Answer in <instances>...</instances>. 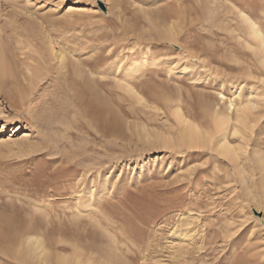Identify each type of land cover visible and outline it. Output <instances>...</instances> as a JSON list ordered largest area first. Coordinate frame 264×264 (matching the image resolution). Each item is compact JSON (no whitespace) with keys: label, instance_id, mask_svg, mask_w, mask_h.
Instances as JSON below:
<instances>
[{"label":"rangeland","instance_id":"1","mask_svg":"<svg viewBox=\"0 0 264 264\" xmlns=\"http://www.w3.org/2000/svg\"><path fill=\"white\" fill-rule=\"evenodd\" d=\"M10 1L0 3V264H22L13 255L31 231L49 258L26 264L114 246L128 264H264V65L239 15L264 32V0ZM177 107L201 129L193 147L179 139ZM236 108L246 137L227 135L229 159L203 137L214 111L234 120ZM188 220L187 246L173 232Z\"/></svg>","mask_w":264,"mask_h":264},{"label":"bare ground","instance_id":"2","mask_svg":"<svg viewBox=\"0 0 264 264\" xmlns=\"http://www.w3.org/2000/svg\"><path fill=\"white\" fill-rule=\"evenodd\" d=\"M2 5L4 6H9V4L11 3L10 0H3L2 2H0ZM13 3V2H12ZM12 6V5H11ZM15 7V6H14ZM240 17H241V24L244 26V29L247 31V36L248 37H251L250 39H252V42L254 43V51L256 50V53L258 52V55H259V61L262 65H264V32H263V29L262 27L257 23L255 22L252 18H250L247 14H244V13H240L239 14ZM146 18V17H145ZM51 47V51H52V57L53 59H56L57 60V64L59 66V68L63 71H67V59H65V56L61 53V52H57V51H54V47H52V45H50ZM1 51V50H0ZM3 70H2V66H0V92L2 93L4 90V88L2 86H4L3 84ZM66 73V72H65ZM5 79V78H4ZM39 79V77H38ZM31 81V86H34L35 87V84L32 83V79L30 80ZM29 81V82H30ZM5 82V81H4ZM21 83V82H20ZM29 84V83H27ZM38 85V84H37ZM36 85V86H37ZM129 85V84H128ZM38 87V86H37ZM21 88V87H20ZM29 88V87H28ZM23 90V89H22ZM34 90V88H33ZM32 90V91H33ZM31 91V89L29 90ZM31 91V92H32ZM11 92V91H10ZM0 93V95H1ZM24 93V92H22ZM33 93V92H32ZM4 94V93H2ZM8 94V93H7ZM26 93H24V96H25ZM29 94V93H28ZM80 94V93H79ZM96 96L99 97L98 94L95 93ZM239 95V94H238ZM10 96V95H9ZM7 97L5 99H7V102H8V105L9 107H13L15 106V103L17 100H14V99H10V97ZM22 96V95H20ZM19 96V99H20V102L25 100V97H20ZM29 97V96H28ZM100 97H102V95H100ZM99 97V98H100ZM30 98V97H29ZM99 98H97V100H99ZM17 99V98H16ZM23 99V100H22ZM39 99V98H38ZM44 100V99H43ZM101 100V99H100ZM103 100V99H102ZM101 100V101H102ZM28 101V99H27ZM42 101V100H41ZM100 101V102H101ZM25 101L22 102V104L24 103ZM28 104V103H27ZM24 105V104H23ZM41 105V104H40ZM45 105V104H44ZM246 107L245 109L248 110V108H252L255 106V103L252 102V101H249L247 104H245ZM32 106V105H31ZM39 106V104H38ZM42 106V105H41ZM241 106V105H240ZM40 107V106H39ZM229 109H233L234 107V104L233 102L230 101L229 103ZM255 108V107H254ZM42 110V109H41ZM229 111V110H228ZM46 112V111H44ZM236 112H237V116L235 117V119L233 120V118L230 116V114H222V113H219L217 111H214V127H213V130H211L210 132H207V134H204V139H208V144H210L213 141H215V144L217 145V152L226 157V158H229V159H232L233 158V155L234 153L237 151L236 147L232 146V144L228 141L227 139V135L231 133V135L233 136H238L241 137V139H244L246 136H245V133L243 131V128L247 127L245 126V121L243 120L242 116L243 113H245L244 110H240L238 108H236ZM38 114V113H37ZM44 115V114H43ZM246 115V114H245ZM48 116V115H47ZM174 116L176 118V121H178L181 129H180V132H179V139L181 140V142L183 144H186L187 146H195L197 143H200L201 142V129L193 122H190V120H188L181 112V110L177 107L175 108L174 110ZM46 117V116H45ZM16 119V118H15ZM10 120V119H8ZM7 120V122H8ZM47 120V119H46ZM44 121V120H43ZM44 124V123H43ZM243 124V128L240 127V125ZM212 129V128H211ZM103 131V130H102ZM101 131V132H102ZM104 132V131H103ZM104 134V133H103ZM212 139V140H211ZM206 144V143H204ZM213 144V143H212ZM204 146V145H203ZM262 158V157H260ZM186 215V214H185ZM75 216V215H74ZM79 216V215H78ZM188 216V214H187ZM192 221V220H191ZM1 222V221H0ZM6 223V222H5ZM9 223V222H8ZM7 224V223H6ZM5 224V226H6ZM100 224V223H99ZM192 224V227L191 226H188ZM11 225V224H10ZM101 225V224H100ZM183 225V224H182ZM184 226L183 228H176V232L174 231L173 233L174 234H178L177 235V238L174 239V240H177L179 241V243H183L184 241L187 243V246L188 244H192L195 239H196V236L197 234H194V223L193 221L190 222L189 220L184 222ZM0 227H4V223L3 224H0ZM9 227V226H8ZM15 227V226H14ZM7 228V226H6ZM13 228V227H12ZM8 229V228H7ZM2 231L4 230V228L1 229ZM11 230V229H9ZM8 232V230H6ZM28 231V230H27ZM6 232V233H7ZM11 232V231H10ZM24 232V231H23ZM30 232V231H28ZM34 232V231H33ZM193 232V233H192ZM198 232V231H197ZM31 234L29 235H24L25 238H22L24 240H22L20 238V240H22L20 242V249H18V251L16 252V254H19V255H13L16 259H18L17 257H19V260L27 263H30L32 262V260L34 261V259L36 261H42L44 258H49L48 257V251L45 250V246H44V241L43 239L40 237V236H35V235H32V231L30 232ZM4 234H5V230H4ZM3 234V236H4ZM9 234V233H8ZM7 235V234H5ZM126 235V234H125ZM11 238V235H9ZM18 236V235H17ZM128 236V235H127ZM175 236V235H174ZM6 237V236H5ZM4 237V238H5ZM113 237V236H112ZM173 237V236H172ZM7 238V237H6ZM7 238V239H9ZM131 238V237H130ZM6 239V240H7ZM14 239V238H13ZM122 239H125L126 241L127 240V237L125 236L124 238ZM129 239V237H128ZM114 242H116L117 244V239L115 241V239H113ZM130 240V239H129ZM5 241V240H4ZM15 242L18 243L17 239L15 240ZM113 242V241H112ZM14 244V243H13ZM12 244V245H13ZM50 244V243H49ZM115 245V244H114ZM136 245V244H135ZM139 245V243H138ZM19 246V244H18ZM118 246V245H117ZM180 246V245H179ZM179 246H178V249H179ZM113 248V246L111 247ZM125 248V246H124ZM77 249V248H76ZM86 249V248H85ZM128 249V248H127ZM126 249V250H127ZM136 249V248H135ZM143 249V248H142ZM83 250V249H81ZM80 250V251H81ZM88 250L87 252H80L79 250H76L73 254H72V260L69 259V257L67 258L66 256H63V255H60L58 256L54 263L53 264H128L125 262V260H123V257H122V249L120 247H115L114 246V249L112 251H110V254L109 256H106L105 254L104 255H100L99 256H94L92 250H89V249H86ZM138 250V249H136ZM139 251V250H138ZM137 251V252H138ZM7 253V252H6ZM185 253V252H184ZM8 254V253H7ZM6 254V255H7ZM53 254V253H52ZM57 256V255H56ZM144 256V255H143ZM55 257V256H54ZM133 257V256H132ZM51 258V256H50ZM53 258V257H52ZM134 259V257H133ZM132 259V260H133ZM18 260V261H19ZM54 259H52L53 261ZM131 260V261H132ZM20 261V262H21ZM44 261V260H43ZM48 261V260H47ZM23 262H21L23 264ZM38 263V262H37ZM48 263V262H47ZM133 263H134V260H133ZM144 263V262H142ZM146 263V261H145ZM41 264V263H40Z\"/></svg>","mask_w":264,"mask_h":264}]
</instances>
